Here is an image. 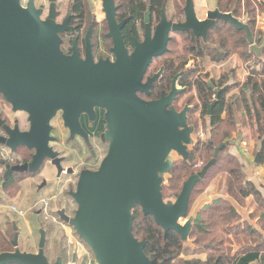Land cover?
Masks as SVG:
<instances>
[{
  "label": "water",
  "instance_id": "water-1",
  "mask_svg": "<svg viewBox=\"0 0 264 264\" xmlns=\"http://www.w3.org/2000/svg\"><path fill=\"white\" fill-rule=\"evenodd\" d=\"M50 2V17L42 20V11L34 0L26 7L21 0H0V93L14 112L28 116L29 123L28 130H21L18 123L3 126L6 135L0 136V147L14 154L20 148L34 151L29 163L7 165L4 181L14 174H36L47 161L57 168L60 177L63 159L51 145L57 142L53 121L61 115L70 138H81L89 144L81 116L95 121L96 109L103 110L106 131L101 140L109 144L108 153L98 170L80 173L76 190L70 192L78 206L75 216L69 217L64 210L58 215L89 246L97 264H154L145 253L147 242L134 236V208L139 206L145 217L152 216L165 236L174 231L188 241L196 220V216L187 219L192 193L226 144L218 146L214 159L184 183L175 202L164 199L165 178L177 162L173 154L189 160L195 131L189 125L191 108L179 112L173 106L183 91L177 87L179 75L169 95L148 100L162 73L145 81L152 62L169 51L175 34L192 31L206 41L217 20L244 31L250 52L260 60L264 59V43L258 46L254 42L248 18L243 23L230 13L215 10L201 21L195 0H186L183 23L169 21L164 7L161 21L153 30L148 11L144 40L135 38V49L130 52L122 33L125 22H117L116 0H103L114 60L96 61L89 36L85 58L80 55L77 39L72 54L64 52L61 35L69 31L68 22L56 21L57 0ZM220 93H216L210 109ZM40 235L38 252L27 253L20 250L17 233L12 242L14 251L0 253V264H51L45 250L46 231L40 230ZM54 264L64 262L59 258Z\"/></svg>",
  "mask_w": 264,
  "mask_h": 264
},
{
  "label": "rangeland",
  "instance_id": "rangeland-1",
  "mask_svg": "<svg viewBox=\"0 0 264 264\" xmlns=\"http://www.w3.org/2000/svg\"><path fill=\"white\" fill-rule=\"evenodd\" d=\"M38 5H43L46 8L49 7L48 0H36ZM73 0H58L60 5L59 9L66 13L68 6ZM257 2L264 4V0H257ZM88 5V11L91 14L97 15L98 19V31L102 38H99L97 49L95 52L96 58L107 57L113 58L111 49L113 48L112 41L107 37L108 27L105 19V14L102 8V0H86ZM217 0H195V8L199 19H205L207 12L215 10ZM171 13L179 14V19H183L182 13L186 5V0H171ZM178 10V11H177ZM64 16L58 19L59 23L63 22ZM246 17L244 12L240 15V20L245 21ZM258 27L264 31V11L258 15ZM156 26V22L154 27ZM179 43V47L176 51L182 53L186 43L185 38H181L179 35L173 36ZM245 34L235 37L234 40H230L229 48L231 51L237 53L232 54L231 57L223 64H215L211 61V58H206L198 64L197 75L199 71H205L206 69L213 71L217 79L219 77H228L233 84L229 90L228 99L231 101V108L234 113L236 130L231 128L228 123L224 125L225 130H229L231 137L229 141L223 144H229L232 150H237L241 156L240 166L242 167V174L245 178L244 171V156L247 158L251 167L257 169L260 166L256 164V155L250 154L249 156L244 153V148L247 149V143L251 144L257 141L258 131L257 126L253 127L249 125L250 118L244 117V101L241 91L244 87V83L250 72L253 69L259 70L261 66L256 64L258 58L252 57L250 61H246L247 55L246 49L235 47L236 44H242ZM143 38V32H141V39ZM259 39V35L257 37ZM260 45V44H259ZM258 45V46H259ZM68 49V45L63 47V50ZM260 60V59H259ZM264 60V59H263ZM167 59H157L154 61L148 75L153 76L159 73L160 69L164 67V62ZM232 70V72H231ZM187 92L181 96L177 105L178 110H182L186 104H190L197 108L196 111L191 113L190 124L194 128V140L195 144L198 141L203 143L210 142L213 137H216V142L221 140L216 136L221 130L215 131L210 127V118L199 104L196 93L193 89L186 90ZM233 102V103H232ZM0 117L6 119L9 125H13L15 121L19 122L22 130H28V116L25 113H13L11 106L6 102L3 96L0 94ZM244 118L247 121V126L244 124ZM228 117L226 122H228ZM54 127L53 136L57 139V143L51 144L60 155L67 158V162L64 163V167L70 169V173L64 174L61 178L57 177V171L52 167L51 162H46L39 172L32 177L30 173L17 174L15 181L7 185V187L0 188V253L13 251L11 242L14 241L15 235L18 233L19 248L22 252L37 253L39 250L40 230L46 231L47 243H46V255L49 258L51 264H54L59 258H61L64 264H97L95 257L87 244H85L77 235L76 230L66 224L60 216L59 211L66 210L67 215L71 218L75 216L78 206L73 198L70 196V192L75 191L79 180L80 173L83 170L96 171L99 169L102 160L106 157L109 149L107 142H102L101 135L106 131V122L104 120V112H100V118L98 120L97 127L93 131L92 140L94 145L92 149L97 153V159H91L90 151L86 148L81 138H77L74 142L69 140V131L64 127L61 115H59L52 123ZM224 131H222L223 133ZM229 133V134H230ZM245 137V139H244ZM245 140V142H244ZM259 144V143H258ZM192 149V147H191ZM11 155H14L10 150ZM28 153L27 149H19L17 154L14 155V159L23 161L25 154ZM176 161L181 159L173 154ZM245 158V160H246ZM247 163V164H248ZM256 163V164H255ZM199 164H202L200 162ZM247 170V168L245 169ZM248 173V172H247ZM28 176V177H25ZM28 178V179H27ZM165 184L169 179V175L165 178ZM230 179V178H229ZM48 184L47 188L39 189L43 182ZM229 180L226 173H220L212 178L209 186L206 188L202 199L198 198L193 207L190 210L187 219L197 215V211L202 206L203 202L210 201L211 196L224 197L229 200L238 212V218L232 222L230 226V233L227 243L222 248L221 253L235 255L244 249V242L252 236L255 240H259L258 234H250V230H244V223L246 229L250 223H257L258 227L262 229L264 233V206L261 203H257L253 197L246 200V202L236 201L233 198L228 197L227 188ZM171 195V194H170ZM177 198L166 199L167 202H175ZM217 202V201H216ZM248 206V207H247ZM15 207L19 212H16ZM47 210V211H46ZM186 221H182L185 223ZM14 224L17 226V232L15 231ZM248 224V225H247ZM245 233V234H244ZM249 236L247 239L246 237ZM263 236V234H261ZM210 245V241L207 243L196 244L195 239L191 236L184 244V249L181 256L173 261V264H182L185 261H206L210 250L207 246ZM264 247V246H263ZM75 259V263L73 260Z\"/></svg>",
  "mask_w": 264,
  "mask_h": 264
},
{
  "label": "trees",
  "instance_id": "trees-1",
  "mask_svg": "<svg viewBox=\"0 0 264 264\" xmlns=\"http://www.w3.org/2000/svg\"><path fill=\"white\" fill-rule=\"evenodd\" d=\"M78 1L80 4H84V0ZM120 2L124 8V13H126L127 16H131L132 24L128 30H132L136 35V23L144 19L148 7L150 8L152 18L156 17L157 21L161 19V11L164 7H166L167 14H172L171 0H120ZM217 4L221 12L232 13L235 17H240L244 12V16L249 19V26L253 33L254 42L259 45L264 41V33L257 30L256 27L258 15L261 10L264 11V4L257 2V0H217ZM177 15L179 17V14ZM239 35L240 32L230 24H224V26L220 28L211 29L207 37V43H198L191 33H184L183 36H179L185 38L188 45H185L182 53L176 51L179 47V43L176 39H172L169 44V51L165 54V58L169 61L168 69L166 74L154 84L152 88V97L158 98L161 89H165V87L170 88L171 79L183 68H186L194 58L206 57L211 58L215 62H220L230 55L237 53L236 51H231V53H225L224 51L225 48L229 47L230 40H234L235 37ZM258 35L259 39L257 38ZM216 36L220 39V43L218 44L219 48L216 47L214 49L213 46H216L214 38ZM242 40V44L238 43L235 47H244L247 52L244 54V56L247 55L246 61H250L252 57L256 56L250 52V44L246 39V35ZM190 44L192 47L189 46ZM256 64L257 66L260 65L261 69L257 71L253 69L252 72H250L244 83L241 94L244 101V115L250 118V126H257L258 137L261 138L258 164H264V60L258 59ZM193 74L194 71L185 73L180 80V86L195 87L199 93L200 100H202L203 103L210 104L213 91L204 79L198 78L190 82ZM212 84L215 86L214 82H212ZM224 95L225 92L210 118V127L215 133L221 130V132L216 134L221 140L216 142V137H213L210 142L203 143L202 141H198L192 147L188 161L181 160L175 163L173 170L169 174L167 184L164 183L163 185L165 200L178 198L184 183L214 159L215 149L218 146L229 141L228 139H230L232 134V132L230 133V129L234 128L236 130L234 121L235 116L232 108L229 113H227V117L229 118L228 122H226L227 119H223V114L226 111L225 100L223 98ZM227 123L231 127L228 128L229 130H225L224 127ZM244 124L247 126L245 118ZM222 131L224 132L222 133ZM16 154L17 153L14 155ZM25 156L23 161L17 162L15 160L14 164H22L31 161L29 152L26 153ZM200 162L204 165L201 170L196 168ZM220 173H226L228 175V197L240 202H246L248 198L253 197L257 203H261V205L264 206V197L259 192V189L243 176L240 162L238 158L230 153L229 144L227 143L226 147L219 153L215 165L208 171L206 176L197 183L191 196L190 210L197 199L205 193L212 178ZM15 176H17V174L12 175L8 182L3 180L2 187H7L10 181V184H12L15 181ZM132 214L135 216L133 225L134 236L139 241L145 240L147 242L145 248L146 255L154 264H173V261L181 256L186 242L174 231H170L168 235L165 236L164 230L156 224L152 216H144L141 207L136 206ZM237 214L238 212L235 206L227 199L219 200L210 206L202 208L196 216L190 236L194 238L196 244L198 243L199 245L210 241V245L207 246L210 250V254L206 261H185L182 264H264V243L258 244L260 242L261 233L250 226L245 230H250L251 235L258 234L259 240H255L252 236L250 238L247 236L246 238H249V241L256 244L255 246L245 247L242 251L233 256L221 253L222 248L225 243H227L226 241H228L229 235L230 237L232 235L229 229L230 226H232V222L238 218ZM262 216H264V214ZM249 241H246V243Z\"/></svg>",
  "mask_w": 264,
  "mask_h": 264
},
{
  "label": "flooded vegetation",
  "instance_id": "flooded-vegetation-1",
  "mask_svg": "<svg viewBox=\"0 0 264 264\" xmlns=\"http://www.w3.org/2000/svg\"><path fill=\"white\" fill-rule=\"evenodd\" d=\"M29 2H30V0H27L26 6L29 4ZM48 2H49V7L46 8L43 5H38L37 1L34 0V3H35L36 8L38 10H41L42 11V14H41V19L42 20H47L50 17L51 2H50V0H48ZM56 4H57L56 11L58 12V16L56 18V21L58 22V19L61 16H64L62 23H64L67 20L68 27H69V31H67L66 33H64V34L61 35V37L64 40L63 47H65V45H68V47H69L68 49H65L64 48V52L67 55L72 54V48L74 46V40L77 39V41H78V47H79V51H80V55H81L82 58H85L86 53H87V37L89 36L90 37V44H91V52H92L95 60L98 61L99 59L103 58V57L96 58V55H95V52H96V49H97V44L99 43V38H102V33L100 34L99 31H98V23H97L98 22V19H97V15L91 14V12L88 11V5L86 3V0H84V4H83L84 7H83L82 4L79 3L78 0H73V2L70 4V7L68 6L67 11H66L65 14H63V12L59 9L60 5L58 3V0H57ZM116 6L118 7V10H117V22L118 23L125 22L124 23V26H123L122 33H123V36H124V40H125L126 46L130 50V52H133L134 49H135V38H137L139 41H143L144 40V36H145V25H146V23H145V21H146V15H147L148 11H150V8L148 7L147 12L145 13L144 19L142 21H138L136 23V31H137V35H136V34H134L132 32V30H128L129 27H131V24H132L131 16L130 15L127 16L126 13H124V8L122 7L120 0H116ZM102 8H103V0H102ZM215 10H219L220 11V9L218 8V4L217 3H216ZM215 10H211V11H215ZM183 11H184V9H183ZM211 11H208L207 12V15ZM103 12H104V8H103ZM104 14H105V12H104ZM224 14H228V13H224ZM230 14H232V13H230ZM166 15H167V19L169 21L173 22V23H183V22H185V12L182 13L183 19H179V17H178L177 14L172 15L170 13L167 14V12H166ZM234 18H236L237 20H239V21H241L243 23L246 21V19H245V21L240 20V17H235L234 16ZM105 19H106V14H105ZM206 19H207V16H206L205 19H200V20L201 21H204ZM150 20H151L150 23H151L152 29L155 30V28L157 27V25L160 23L161 19L159 21H157V18L156 17H153L152 18L151 12H150ZM155 22H156V26L154 27ZM106 23H107V21H106ZM224 24H230V23L229 22L222 21V20H217L216 23H215V25L213 27H211V29L220 28V27L224 26ZM230 25H232V24H230ZM107 27H108V24H107ZM235 29L238 32H240V35L241 34H244V31H240L237 28H235ZM210 30H209V32H210ZM141 32H143V38L142 39H141ZM209 32H208V34H209ZM108 33H109V28H108ZM108 33H107V37H108ZM186 33H191L195 37V39H196V41L198 43H201V42L207 43V38H206V41H204V39L202 37H197L192 31L186 32ZM175 35H182L183 36L184 33L175 34ZM175 35H173V36H175ZM207 37H208V35H207ZM173 39H174V37H173ZM189 42H190V40H189ZM214 43L216 45V46H213L214 49L216 47L219 48V45L218 44L220 43V39L218 38V36H216L214 38ZM112 44H113V42H112ZM186 45H188V43ZM189 46H191V44ZM224 52L225 53H231V50L228 47V48H225V51ZM230 57H231V55L229 57L225 58L224 60L220 61V62H215L212 59H211V61L213 63L219 65V64L225 63L226 60H228ZM107 58H110V56H107V57H105L103 59H107ZM160 58L161 59H167V58H165V55L162 56V57H160ZM160 58H156V59H154V61L157 60V59H160ZM204 59H206V57L205 58H194V60L190 61L189 65L186 68H183L179 73H177L171 79V81H170V88L165 87V89H161L160 90V96L158 98H153L152 97V88H153L154 84L158 80H160L166 74V71L168 69L167 67L169 65V63H168L169 61L164 62L165 63L164 64V67H162L160 69V71L162 70L161 76L157 79L156 82H154V84H153V86L151 88V98H149L148 100H158L163 95L164 96L169 95V93L171 92L172 87H173V82H174L175 78L179 75V78L177 80V87H178V89L183 90V91H182L181 94H179L177 96L176 100L173 102V106H175L176 109H177V105L176 104L178 103V101L181 98V96L187 92L186 90H188V89L191 88V89H193L195 91L196 96H197V100H198L199 104H201L203 110L205 112H207V116L209 118H211V116L213 115V112L215 111V109L217 108V106L219 105V103L221 101V97L223 96V93L225 92V95H224L223 98L225 100V108H226V111L223 114V119H227V113H229V111L231 109V101L228 99L227 96H228L229 90L231 89V87L233 86V84H230V81L231 80L228 77H224V76L221 77L220 76L219 79H217L216 76H215V73L213 71L208 70V69H206L205 71H199V75H197V67H198V64L200 62H202ZM112 60H114V55H113ZM154 61L152 62V65H153ZM150 69H151V67H150ZM189 71H194V74L191 76L192 78H191L190 82L191 81L193 82V81H195L198 78L199 79H204L207 82V84L209 85V87L211 88V90L213 91V96H212V100H211V103L210 104L203 103L202 100H200L199 93H198V91H197V89L195 87H193V86L192 87H188V86L187 87H183V86H180V80L182 79V77L184 76V74L185 73H188ZM231 72H232V70H231ZM148 73H149V71H148ZM148 73L146 75L145 81H147L148 78L154 77L156 75L155 74L153 76H150V75H148ZM212 82L215 83V86L212 84ZM218 91L221 92L220 95H219V99L217 100L216 105L212 109H210V106L216 101V93ZM0 94L5 99L4 95L2 93H0ZM186 107H190L191 108V110L188 112V119H189V125H190V127H192L191 124H190L191 113H193L194 111H196L197 108L195 106L190 105V104H186L182 110H178V109L177 110L179 112H181ZM12 111H13V109H12ZM101 111L104 112L101 109H96L97 118H96L95 121H91L90 118L87 115H82L81 116V119H80L81 126H82L83 130L89 136V144L86 143V141L84 139H82V141L84 142L86 148L89 149L91 159H94V160L98 158V155L92 149V146L94 145V142H93L91 136L93 134V131L97 127V124H98V120L100 118V112ZM13 113H17V112H14L13 111ZM17 123L19 124L18 121H15V123L11 126V125L8 124V121L6 119H3V118L0 117V136H5L6 135L5 132H4L3 126L8 125L10 127H14ZM193 130H194V128H193ZM76 139H73L72 140L70 138V134H69V140H70V142H72V141L74 142ZM57 142H55V143H57ZM20 149H22V148H20ZM23 149H26V148H23ZM27 151L29 152V155H31V160H32V157L34 155V151H30L28 149H27ZM60 157L63 159L62 160V163H61L62 164V167H63V172L60 175V177H58V170H57V168L52 165V167L54 169H56V171H57V177L58 178H61L64 174L70 173V169L64 167V163L67 162V158L65 156H62V155H60ZM29 162L30 161H28L26 163H29ZM22 164H24V163H22ZM36 174H31V175H32V177H35ZM25 177H28V176H25ZM47 187H48V184L46 183V181H44L43 184H42V186L39 187V189L41 190V189L47 188ZM64 211H65V213L67 215V211L66 210H64ZM40 238H41V235H40ZM12 242H11V244H12ZM8 252H12V251H8Z\"/></svg>",
  "mask_w": 264,
  "mask_h": 264
},
{
  "label": "crops",
  "instance_id": "crops-1",
  "mask_svg": "<svg viewBox=\"0 0 264 264\" xmlns=\"http://www.w3.org/2000/svg\"><path fill=\"white\" fill-rule=\"evenodd\" d=\"M256 27H257V30H260V31H262L264 33V31L261 28L258 27V23H257V26ZM262 43H264V41ZM263 54H264V51H263ZM244 117H245V115H244ZM244 139H245V137H244ZM257 141L258 142H255V144L254 143L249 144L250 142L247 143V145H246L247 146V149L244 148V150H245L244 153L246 152V155L247 156H249L250 154H253L254 153L256 155V158H257V156H259V158H260L259 151L261 149V138L260 137H257ZM244 142H245V140H244ZM229 150H230V153L232 155H234L236 158H238V160L240 162V160H241V158H240L241 156H239L240 153L237 150H234L233 151L232 148H231V146L229 147ZM245 158L246 157L244 156V163L243 164H244V171H245L246 177H248L247 180L250 181V182H252L259 189V192L264 197V164H258L259 163V160H258V163L257 164L255 163V164L257 166H260V167H258L257 169H255L254 167H251L249 165L248 160H247L248 157L246 158V160H245ZM246 168H247V170H245ZM202 196L200 197L201 199H202ZM222 199H226V198H224L222 196L221 197L220 196L219 197L211 196L210 197V201L203 202L202 206H200V208L198 209L197 214H198V212L202 208L207 207V206H210V205L214 204L216 201H219V200H222ZM228 200H231V199H228ZM202 201H203V199H202ZM257 225H258L257 223H250L249 222V225L248 226L253 227L259 233L263 234V236H261V238H260V242L258 243V244H263L264 243V233H263L262 229H260ZM245 227H246V225L244 223V230L246 229ZM255 245L256 244H254L251 241H249L248 243L244 242V248L245 247H248V246H255Z\"/></svg>",
  "mask_w": 264,
  "mask_h": 264
},
{
  "label": "built area",
  "instance_id": "built-area-1",
  "mask_svg": "<svg viewBox=\"0 0 264 264\" xmlns=\"http://www.w3.org/2000/svg\"><path fill=\"white\" fill-rule=\"evenodd\" d=\"M21 3L24 7H26V3L27 0H21ZM9 149L5 148V147H0V186H2L3 184V180H4V175L6 172V166L7 165H15V159L14 156L11 155L9 152ZM203 163L202 164H198L196 166L197 169H202L203 168ZM16 212H19L18 209L15 207L14 209Z\"/></svg>",
  "mask_w": 264,
  "mask_h": 264
}]
</instances>
